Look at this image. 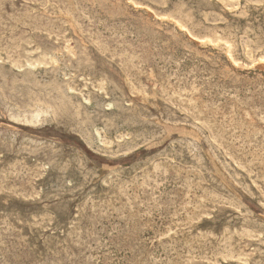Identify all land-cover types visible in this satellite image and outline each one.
I'll return each mask as SVG.
<instances>
[{
    "label": "rangeland",
    "instance_id": "obj_1",
    "mask_svg": "<svg viewBox=\"0 0 264 264\" xmlns=\"http://www.w3.org/2000/svg\"><path fill=\"white\" fill-rule=\"evenodd\" d=\"M42 1L44 3L40 0H2L0 3V23L2 24V26L0 24V57H2L0 58V253L2 252L0 264H24V262L25 264H48L50 262V264H114L115 261V264H264V177L260 176H264L260 171L264 170V66L257 62L259 56H264V0H237L233 3L226 0H183L185 3L181 0H178L179 2L177 0H135L136 2L134 0H130V2L129 0H97L96 2L95 0H74L75 2L73 0H58L59 3L56 0ZM48 2L49 4H47ZM112 2L113 4L121 3L122 6L120 4V6L113 5ZM145 4L146 7H144ZM178 4H184L186 7L180 5L182 8L180 10ZM66 5L73 7L71 9ZM123 5L126 10L122 8ZM32 9L34 10L32 11ZM153 9L155 10L153 11ZM160 9H163V13L159 12ZM192 9L194 10L192 11ZM76 10L79 13L83 12V14L80 13L79 16ZM178 10L180 14H177ZM215 10L220 11L219 14ZM198 12L200 14H197ZM171 13H175L173 15L175 16L173 17L174 20ZM71 15L72 17H70ZM82 15L86 16V19H90L92 16L97 25L92 18L88 21ZM169 15L171 20H169ZM21 17L22 20H19ZM69 17L72 18L71 21ZM135 17L136 19H134ZM142 20H144L143 23ZM152 21L155 23L153 24ZM180 21L182 22L180 23ZM21 22L24 23L21 24ZM211 23L214 24L211 25ZM239 39L240 41H238ZM16 41L18 42L16 43ZM198 41L201 42L198 43ZM100 42L103 44L101 45ZM156 47L159 48L156 50ZM143 48L145 49L143 50ZM111 49L113 50L111 51ZM10 50L14 52L12 53ZM121 51H125V53L121 54ZM160 54L166 56L162 57ZM167 54L173 55L168 57ZM174 54H176L177 59ZM201 54L204 55L201 56ZM206 57L212 60L210 61ZM10 58L12 59L10 60ZM189 60L190 62H188ZM38 63L41 64L37 66ZM28 64L33 65L28 66ZM200 66L202 67L200 68ZM189 67L192 69L189 70ZM169 68L170 70H168ZM186 73H189L188 77H186ZM160 76L162 80L159 78ZM224 77L227 79L225 78V80ZM245 78L247 81L250 78L252 82L249 80L247 83ZM254 78L256 80H253ZM236 80L239 83H236ZM249 84L250 86H248ZM144 99L145 101H143ZM198 105L203 109L200 110ZM256 106L258 107L256 108ZM10 108L12 109L10 110ZM37 109L47 110L50 120L48 121L49 118L45 117L44 121L39 124H31L24 120L25 114L30 116ZM160 110L162 113L158 112ZM245 110L248 111L245 112ZM136 114L138 115L136 116ZM249 114L252 115L249 116ZM116 115L117 117H115ZM241 117H243L242 123ZM19 120L21 122H18ZM125 121L127 122L125 123ZM254 121L256 123L253 124ZM23 122L26 124L24 125ZM245 124L247 128H245ZM119 126L120 128H118ZM245 131L247 132L245 133ZM254 131L258 132V135L252 133ZM120 134H129V137L124 138L125 143L119 138ZM9 138H12L11 141ZM22 139L23 141H21ZM28 142H32V144ZM255 151L257 153H254ZM241 154L242 156H240ZM251 155H255L253 157L256 158L254 159ZM172 167L177 168L178 172ZM20 170L21 172L24 171L20 173ZM211 172L213 173L211 174ZM10 183L13 184V187L10 186ZM165 184L167 187L170 184V188H167ZM203 192L210 194L209 197L208 194L205 196ZM154 193H157L158 196ZM197 204L199 205L197 206ZM192 210L194 211L192 212ZM190 213L192 214L191 217ZM181 218L183 219L181 220ZM56 222L58 223L56 224ZM174 225L176 226L174 227ZM150 227L153 229L151 230ZM115 229L117 230L115 231ZM165 229H167L166 232H163ZM100 233L101 235H99ZM185 233H187V237H185ZM227 234L228 236H226ZM237 236L239 237L237 238ZM156 238L158 239L156 240ZM177 238L178 240L182 239L179 242ZM103 242L105 243L103 244ZM218 242H220V246ZM211 244L216 245L211 246ZM92 247L93 249H91ZM108 249L111 250L108 251ZM151 249L156 250V252ZM46 250L47 253H45ZM217 250H219L218 253ZM33 251L34 253H32ZM205 254L210 256H205ZM173 256H177V258ZM141 258L143 259L142 263ZM97 259L99 260L96 262Z\"/></svg>",
    "mask_w": 264,
    "mask_h": 264
},
{
    "label": "bare ground",
    "instance_id": "obj_2",
    "mask_svg": "<svg viewBox=\"0 0 264 264\" xmlns=\"http://www.w3.org/2000/svg\"><path fill=\"white\" fill-rule=\"evenodd\" d=\"M1 1H2V0H0V3H1ZM56 1L58 2V0H56ZM69 1H70V0H69ZM69 1H67V2H69ZM73 1H74V0H73ZM85 1H86V0H85ZM93 1H94V0H93ZM96 1H97V0H95V2H96ZM106 1H107V0H106ZM134 1H135V0H134ZM168 1H170V0H168ZM181 1H183V0H181ZM185 1H186V0H185ZM200 1H201V0H200ZM216 1H217V0H216ZM226 1H228V2H230V3H233V2H236L237 0H226ZM25 2H26V1H25ZM27 2H28V1H27ZM31 2H32V1H31ZM40 2H43V1L40 0ZM46 2H47V1H46ZM62 2H63V1H62ZM62 2H61V3H62ZM74 2H75V1H74ZM117 2H118V1H117ZM129 2H130V0H129ZM135 2H136V1H135ZM135 2H134V3H135ZM140 2H141V1H140ZM177 2H179V1L177 0ZM183 2H184V1H183ZM195 2H197V1H195ZM38 3H39V2H38ZM43 3H44V2H43ZM58 3H59V2H58ZM58 3H57V4H58ZM90 3H91V2H90ZM132 3H133V2H132ZM141 3H142V2H141ZM141 3H140V4H141ZM144 3H145V2H144ZM172 3H173V2H172ZM184 3H185V2H184ZM190 3H192V2H190ZM190 3H189V4H190ZM222 3H223V2H222ZM237 3H238V2H237ZM31 4H32V3H31ZM47 4H49V2H48ZM47 4H46V5H47ZM51 4H52V3H51ZM51 4H50V5H51ZM62 4H63V3H62ZM75 4H77V3H75ZM79 4H80V3H79ZM82 4H83V3H82ZM93 4H96V3L93 2ZM93 4H92V6H93ZM100 4H101V3H100ZM103 4H104V3H103ZM112 4H113V2H112ZM119 4L121 5V3H119ZM119 4L117 3V4H113V5H119ZM137 4H138V3H137ZM167 4H168V3H167ZM238 4H239V3H238ZM243 4H244V3H243ZM69 5H70V4H69ZM72 5H73V4H72ZM83 5H84V4H83ZM88 5H90V4H88ZM120 5H119V6H120ZM131 5H132V4H131ZM171 5H172V4H171ZM176 5H177V4H176ZM178 5L180 6V5H184V4H178ZM190 5H191V4H190ZM197 5H198V4H197ZM253 5H254V4H253ZM43 6H44V5H43ZM64 6H65V4H64ZM64 6H62V7H64ZM76 6H77V5H76ZM84 6H86V5H84ZM96 6H97V8H98V5H96ZM106 6H107V4H106ZM121 6H122V5H121ZM132 6H133V5H132ZM148 6H149V5H148ZM163 6H164V4H163ZM47 7H48V6H47ZM51 7H52V6H51ZM66 7H68V6L66 5ZM72 7H73V6H72ZM72 7L69 6L68 8H71V9H72ZM113 7H114V6H113ZM126 7H127V6H126ZM141 7H142V6H141ZM141 7H140V8H141ZM144 7H146V4H145ZM166 7H167V5H166ZM169 7H170V6H169ZM184 7H186V6L184 5ZM201 7H202V6H201ZM203 7H204V6H203ZM249 7H250V6H249ZM251 7H253V6H251ZM255 7H256V6H255ZM2 8H3V7H2ZM36 8H37V7H36ZM39 8H40V7H39ZM122 8H124V5H123ZM127 8H128V7H127ZM133 8H135V7H133ZM148 8H149V7H148ZM174 8H175V7H174ZM187 8H189L188 5H187ZM195 8H196V7H195ZM195 8H194V9H195ZM253 8H254V7H253ZM253 8H251V9H253ZM10 9H11V8H10ZM43 9H44V8H43ZM59 9H60V8H59ZM59 9H58V11H59ZM84 9H85V8H84ZM109 9H110V8H109ZM124 9H125V8H124ZM141 9H142V8H141ZM149 9H151V8H149ZM178 9L181 10V9H182L181 6H180V8H178ZM190 9H191V8H190ZM194 9H192V11H193ZM207 9H208V8H207ZM211 9H212V8H211ZM214 9H215V8H214ZM257 9H258V8H257ZM23 10H24V9H23ZM33 10H34V9H32V11H33ZM61 10H62V9H61ZM63 10H64V8H63ZM74 10H75V9H74ZM74 10H73V12H74ZM78 10H80V9H78ZM78 10H76V12H77L78 15H79L81 12L79 13ZM87 10H88V9H87ZM125 10H126V9H125ZM154 10H155V9H153V11H154ZM162 10H163V9H162ZM162 10L160 9L159 12H160V11L162 12ZM188 10H189V9H188ZM239 10H240V9H239ZM247 10H248V9H247ZM249 10H250V9H249ZM255 10H256V9H255ZM262 10H263V9H262ZM24 11H25V10H24ZM53 11H54V10H53ZM56 11H57V10H56ZM64 11H65V10H64ZM68 11H70V10H68ZM80 11H81V10H80ZM83 11H84V10H83ZM96 11H97V10H96ZM107 11H108V10H107ZM190 11H191V10H190ZM194 11H196V9H195ZM199 11H200V10H199ZM215 11H217V10H215ZM244 11H245V10H244ZM244 11H243V12H244ZM251 11L253 12L254 10H251ZM21 12H22V11H21ZM27 12H28V11H27ZM61 12H62V11H61ZM71 12H72V11H71ZM73 12H72V14H73ZM76 12H75V13H76ZM145 12H146V10H145ZM149 12H150V11H149ZM155 12H156V11H155ZM168 12H170V11H168ZM174 12L176 13V11H174ZM187 12H188V11H187ZM202 12H203V11H202ZM207 12H209V11H207ZM217 12H218V11H217ZM219 12H220V11H219ZM219 12H218V14H219ZM230 12H231V11H230ZM245 12H246V11H245ZM252 12H251V13H252ZM258 12H259V11H258ZM5 13H6V12H5ZM32 13H33V12H32ZM54 13H55V12H54ZM54 13H53V14H54ZM59 13H60V11H59ZM75 13H74V14H75ZM84 13H86V12H84ZM90 13H91V12H90ZM124 13H125V12H124ZM147 13H148V12H147ZM162 13H163V12H162ZM175 13H174V14H175ZM209 13H210V12H209ZM215 13H216V12H215ZM260 13H261V12H260ZM16 14H17V13H16ZM23 14H25V13H23ZM29 14H30V13H29ZM81 14H83V12H82ZM86 14H87V13H86ZM92 14H93V13H92ZM154 14H155V13H154ZM168 14H169V13H168ZM171 14H172V18L175 17V16H173V15H174L173 13H171ZM177 14H180V13H179V10H178V13H177ZM181 14H183V13H181ZM197 14H200V12H198ZM212 14H213V13H212ZM256 14H257V13H256ZM55 15H56V13H55ZM67 15H68V14H67ZM93 15H94V14H93ZM127 15H129V14L127 13ZM139 15H140V14H139ZM148 15H149V14H148ZM162 15H163V14H162ZM166 15H167V13H166ZM250 15H251V14H250ZM250 15H249V16H250ZM254 15H255V14H254ZM7 16H8V15H7ZM10 16H11V14H10ZM19 16H20V15H19ZM26 16H27V15H26ZM26 16H25V17H26ZM65 16H66V15H65ZM79 16H80V15H79ZM79 16H78V17H79ZM82 16H83V15H82ZM87 16H88V15H87ZM96 16H97V15H96ZM110 16H112V15H110ZM140 16H141V15H140ZM177 16H179V15H177ZM180 16H181V15H180ZM196 16H197V15H196ZM200 16H201V15H200ZM214 16H215V15H214ZM219 16H220V15H219ZM221 16H222V14H221ZM221 16H220V17H221ZM246 16H247V13H246ZM249 16H248V17H249ZM252 16H253V15H252ZM263 16H264V15H263ZM13 17H14V16H13ZM33 17H34V16H33ZM40 17H41V16H40ZM70 17H72V15H71ZM70 17H69V18H70ZM98 17H99V15H98ZM102 17H103V16H102ZM105 17H106V16H105ZM130 17H132V16H130ZM158 17H159V16H158ZM161 17H162V16H161ZM169 17H170V15H169ZM181 17H183V16H181ZM205 17H206V16H205ZM253 17H254V16H253ZM17 18H18V17H17ZM23 18H24V16H23ZM30 18H32V17H30ZM30 18H29V19H30ZM41 18H42V17H41ZM43 18H44V17H43ZM67 18H68V17H67ZM80 18L82 19V17H80ZM83 18L86 19V16H85V17L83 16ZM91 18L93 19L92 16H91ZM91 18H90V19H91ZM96 18H97V17H96ZM107 18H108V17H107ZM107 18H106V19H107ZM137 18H138V17H137ZM142 18H143V17H142ZM142 18H141V19H142ZM163 18H164V15H163ZM165 18L167 19V17H165ZM172 18L170 17L169 20H171ZM191 18H192V17H191ZM195 18H196V17H195ZM250 18H251V17H250ZM254 18H255V17H254ZM257 18L259 19V17H257ZM26 19H27V18H26ZM34 19H35V18H34ZM34 19H33V20H34ZM46 19H47V18H46ZM52 19H53V18H52ZM58 19H59V18H58ZM71 19H72V18H70L69 20L71 21ZM90 19L87 18L86 20L89 21ZM101 19H102V18H101ZM104 19H105V18H104ZM104 19H103V20H104ZM118 19H119V18H118ZM130 19H131V18H130ZM134 19H136V17H135ZM155 19H157V18H155ZM181 19H183V18H181ZM203 19H204V18H203ZM206 19H207V18H206ZM233 19H234V18H233ZM258 19H257V20H258ZM19 20H22V17H21V19H19ZM19 20H18V24H19ZM35 20H36V19H35ZM40 20H41V19H40ZM54 20H55V19H54ZM94 20H95V18L93 19V22H94ZM148 20H149V19H148ZM173 20H174V18H173ZM173 20H172V21H173ZM185 20H186V18H185ZM200 20H202V18H200ZM204 20H205V19H204ZM216 20H217V19H216ZM225 20H226V19H225ZM259 20H260V19H259ZM263 20H264V19H263ZM12 21H13V20H12ZM15 21H16V20H15ZM36 21H38V19H37ZM47 21H49V20H47ZM73 21H74V20H73ZM99 21H100V20H99ZM104 21L106 22V20H104ZM104 21H103V23H104ZM146 21H147V20H146ZM160 21H161V20H160ZM162 21H163V19H162ZM164 21H165V20H164ZM188 21H189V20H188ZM232 21H233V20H232ZM243 21H244V20H243ZM243 21H242V22H243ZM246 21H247V20H246ZM246 21H245V22H246ZM253 21H254V20H253ZM1 22H2V21H1ZM4 22H6V21H4ZM8 22H9V21H8ZM49 22H50V21H49ZM100 22H101V21H100ZM122 22H123V21H122ZM133 22H134V21H133ZM143 22H144V20H142V23H143ZM152 22H153V21H152ZM174 22H175V21H174ZM176 22H177V19H176ZM176 22H175V23H176ZM181 22H182V21H180V23H181ZM202 22H203V21H202ZM206 22H207V21H206ZM206 22H205V24H207ZM263 22H264V21H263ZM22 23H24V22H21V24H22ZM31 23H32V22H31ZM37 23H38V22H37ZM51 23H52V20H51ZM65 23H66V21H65ZM71 23H72V22H71ZM94 23H95V22H94ZM103 23H102V24H103ZM111 23H112V22H111ZM113 23H114V22H113ZM148 23L152 25V23H150L149 21H148ZM154 23H155V22H153V24H154ZM166 23H167V22H166ZM188 23H189V22H188ZM220 23H221V22H220ZM258 23H259V21H258ZM0 24H1V23H0ZM34 24H35V23H34ZM34 24H32V25H34ZM40 24H42V23L40 22ZM40 24H39V27H40ZM49 24H50V23H49ZM52 24H53V23H52ZM60 24H61V23H60ZM72 24H73V23H72ZM98 24H100V23H98ZM177 24H178V22H177ZM183 24H184V23H183ZM208 24H209V23H208ZM212 24H214V23H211V25H212ZM232 24H233V23H232ZM260 24H261V23H260ZM260 24H259V25H260ZM28 25H29V24H28ZM32 25H31V26H32ZM69 25H70V24H69ZM84 25H85V24H84ZM86 25H87V24H86ZM95 25H97V23H95ZM110 25H111V24H110ZM120 25H121V24H120ZM120 25H119V26H120ZM132 25H133V24H132ZM158 25H159V24H158ZM1 26H2V24H1ZM1 26H0V27H1ZM3 26H4V25H3ZM11 26H12V25H11ZM15 26H16V25H15ZM17 26H18V25H17ZM25 26H26V25H25ZM35 26H36V25H35ZM42 26H43V25H42ZM44 26H45V24H44ZM50 26H52V25L50 24ZM101 26H102V25H101ZM111 26H112V25H111ZM127 26H128V25H127ZM127 26H126V27H127ZM147 26H148V25H147ZM152 26H153V25H152ZM178 26H179V25H178ZM200 26H201V24H200ZM203 26H205V25H203ZM208 26H209V25H208ZM216 26H217V25H216ZM218 26H219V25H218ZM231 26H232V25H231ZM233 26H235V25H233ZM261 26H262V25H261ZM12 27H13V26H12ZM46 27H47V24H46ZM99 27H100V26H99ZM112 27H113V26H112ZM112 27H111V28H112ZM122 27H123V26H122ZM155 27H156V26H155ZM155 27H154V28H155ZM176 27H177V26H176ZM182 27H183V26H182ZM182 27H181V28H182ZM189 27H190V26H189ZM205 27H206V26H205ZM210 27H212V26H210ZM240 27H241V26H240ZM8 28H9V27H8ZM24 28H25V27H24ZM47 28H48V27H47ZM51 28H52V27H51ZM56 28H57V27H56ZM69 28H70V27H69ZM129 28H130V27H129ZM132 28H134V26H132ZM152 28H153V27H152ZM158 28H159L160 30H162L160 27H158ZM162 28H163V27H162ZM178 28H179V27H178ZM181 28H180V29H181ZM208 28H209V27H208ZM244 28H245V27H244ZM260 28H261V27H260ZM12 29H14V28H12ZM49 29H50V28H49ZM91 29H92V28H91ZM106 29H107V27H106ZM123 29H124V28H123ZM127 29H128V27H127ZM130 29H131V28H130ZM170 29H171V28H170ZM180 29H179V30H180ZM183 29H184V28H183ZM187 29H188V28H187ZM191 29H192V28H191ZM211 29H212V28H211ZM222 29H223V28H222ZM240 29H241V28H240ZM9 30H10V29H9ZM36 30H37V29H36ZM55 30H56V29H55ZM82 30H83V28H82ZM88 30H90V29H88ZM96 30H97V29H96ZM113 30H114V28H113ZM116 30H117V29H116ZM116 30H115V31H116ZM124 30H125V29H124ZM142 30H143V29H142ZM188 30H189V29H188ZM38 31H39V30H38ZM52 31H53V30H52ZM105 31H106V30H105ZM122 31H123V30H122ZM125 31H126V30H125ZM125 31H124V32H125ZM134 31L136 32V30H134ZM151 31H152V29H151ZM192 31H193V30H192ZM212 31H213V30H212ZM238 31H239V30H238ZM246 31H247V30H246ZM254 31H255V30H254ZM3 32H4V31H3ZM47 32H48V31H47ZM47 32H46V33H47ZM50 32H51V31H50ZM81 32H82V31H81ZM95 32H96V31H95ZM97 32H98V30H97ZM129 32H130V31H129ZM143 32H144V31H143ZM146 32H147V31H146ZM156 32H157V30H156ZM156 32H155V33H156ZM172 32H173V31H172ZM175 32H176V31H175ZM197 32H198V31H197ZM202 32H203V31H202ZM216 32H217V31H216ZM220 32H221V31H220ZM263 32H264V31H263ZM6 33H7V32H6ZM8 33H9V32H8ZM112 33H113V31H112ZM118 33H121V32L118 31ZM133 33H134V32H133ZM133 33H131V34H133ZM168 33H169V32H168ZM170 33H171V31H170ZM239 33H241V32L239 31ZM250 33H251V32H250ZM109 34H110V33H109ZM113 34H114V33H113ZM116 34H117V33H116ZM121 34H122V33H121ZM121 34H120V36H121ZM126 34H127V33H126ZM140 34H141V33H140ZM142 34H144V33H142ZM166 34H167V33H166ZM175 34H176V33H175ZM186 34H188V33H186ZM216 34H217V33H216ZM216 34H215V35H216ZM236 34H237V33H236ZM258 34H259V33H258ZM261 34H262V33H261ZM89 35H90V34H89ZM104 35H105V34H104ZM123 35H125V34H123ZM134 35H135V34H134ZM137 35H138V33H137ZM159 35H160V34H159ZM195 35H196V34H195ZM199 35H200V34H199ZM199 35H197V36H199ZM207 35H208V33H207ZM215 35H214V36H215ZM218 35H219V34H218ZM242 35H243V34H242ZM255 35H257V34H255ZM2 36H4V35H2ZM98 36H99V35H98ZM117 36H118V35H117ZM144 36H146V35H144ZM160 36H161V35H160ZM202 36H203V35H202ZM208 36H209V35H208ZM0 37H1V36H0ZM93 37H94V36H93ZM104 37H105V36H104ZM106 37H107V36H106ZM112 37H114V35H112ZM121 37H122V36H121ZM131 37H132V36H131ZM135 37H136V36H135ZM137 37H138V36H137ZM147 37H148V36H147ZM155 37H156V36H155ZM170 37H171V36H170ZM199 37H200V36H199ZM204 37H206V36H204ZM238 37H239V35H238ZM248 37H249V36H248ZM253 37H254V36H253ZM263 37H264V36H263ZM129 38H130V37H129ZM177 38H178V36H177ZM190 38H191V37H190ZM201 38H202V37H201ZM213 38H214V37H213ZM213 38H212V39L210 38V39L213 40ZM0 39H1V38H0ZM9 39H11V38H9ZM9 39H7V41H8ZM130 39H131V38H130ZM130 39H129V40H130ZM134 39H135V38H134ZM146 39H147V38H146ZM162 39H163V38H162ZM203 39H204V38H203ZM91 40H92V39H91ZM96 40H97V39H96ZM124 40H125V39H124ZM164 40H165V38H164ZM193 40H194V39H193ZM253 40H254V39H253ZM263 40H264V39H263ZM0 41H1V40H0ZM9 41H10V40H9ZM12 41H13V40H12ZM116 41H117V40H116ZM116 41H115V42H116ZM149 41H150V40H149ZM165 41H166V40H165ZM238 41H240V39H239ZM4 42H5V41H4ZM4 42H3V43H4ZM14 42H15V41H14ZM14 42H12V43H14ZM17 42H18V41H16V43H17ZM138 42H139V41H138ZM154 42H155V41H154ZM156 42H157V41H156ZM162 42H163V41H162ZM200 42H201V41H200ZM200 42L198 41V43H200ZM203 42H204V41H203ZM208 42H210V41H208ZM20 43H21V41H20ZM55 43H56V42H55ZM100 43H101V42H100ZM100 43H99V44H100ZM158 43H161V42H158ZM164 43H165V42H164ZM164 43H163V44H164ZM166 43H167V41H166ZM166 43H165V44H166ZM253 43H255V42H253ZM253 43H252V44H253ZM6 44H7V43H6ZM99 44H98V45H99ZM102 44H103V42L101 43V45H102ZM109 44H110V43H109ZM125 44H126V43H125ZM141 44H142V43H141ZM152 44H153V43H152ZM161 44H162V43H161ZM168 44H169V43H168ZM178 44H180V43H178ZM201 44H202V43H201ZM104 45H106V44H104ZM122 45H124V44H122ZM126 45H127V44H126ZM180 45H181V44H180ZM207 45H208V44H207ZM209 45H210V44H209ZM236 45H237V44H236ZM64 46H65V45H64ZM95 46H96V45H95ZM134 46H135V45H134ZM156 46H157V44H156ZM182 46H183V45H182ZM188 46H189V45H188ZM214 46H215V44H214ZM261 46H262V45H261ZM13 47H14V45H13ZM13 47H12V48H13ZM16 47H17V45H16ZM101 47H102V46H101ZM104 47H105V46H104ZM104 47H103V48H104ZM121 47H122V46H121ZM128 47H129V45H128ZM132 47H133V46H132ZM140 47H141V46H140ZM152 47H153V46H152ZM189 47H190V46H189ZM205 47H206V46H205ZM71 48H72V47H71ZM103 48H101V49H103ZM122 48H123V47H122ZM124 48H125V47H124ZM158 48H159V47H158ZM158 48L156 47V50H157ZM245 48H246V47H245ZM17 49H18V48H17ZM99 49H100V48H99ZM104 49H105V48H104ZM107 49H108V48H107ZM144 49H145V48H143V50H144ZM161 49H162V47H161ZM161 49H160V50H161ZM164 49H165V48H164ZM193 49H194V48H193ZM224 49H225V48H224ZM94 50H95V49H94ZM108 50H110V49H108ZM108 50H107V51H108ZM112 50H113V49H111V51H112ZM124 50H125V49H124ZM143 50H142V51H143ZM153 50H154V49H153ZM168 50H169V49H168ZM168 50H167V51H168ZM171 50H172V48H171ZM195 50H196V49H195ZM229 50H230V49H229ZM247 50H248V49H247ZM247 50H246V52H247ZM10 51H12V53L14 52L13 50H10ZM69 51H70V50H69ZM104 51H105V50H104ZM178 51H179V50H178ZM184 51H186V50H184ZM198 51H199V50H198ZM224 51H225V50H224ZM241 51H242V50H241ZM6 52L8 53V51H6ZM15 52H16V51H15ZM70 52H71V51H70ZM123 52L125 53V51H123ZM123 52L121 51V54H122ZM135 52H136V51H135ZM152 52H153V51H152ZM163 52H164V51H163ZM172 52H173V51H172ZM192 52H193V51H192ZM199 52H200V51H199ZM202 52H203V51H202ZM246 52H245V53H246ZM249 52H250V51H249ZM3 53H4V52H3ZM68 53H69V52H68ZM116 53H117V52H116ZM127 53H128V52H127ZM161 53H162V52H161ZM184 53H185V52H184ZM197 53H198V52H197ZM197 53H195V54H197ZM200 53H201V52H200ZM200 53H198V54L200 55ZM222 53H223V52H222ZM222 53H221V54H222ZM225 53H226V51H225ZM225 53H223V54H225ZM250 53H251V52H250ZM27 54H29V53H27ZM60 54H62V53H60ZM119 54H120V53H119ZM129 54H130V52H129ZM135 54H136V53H135ZM139 54H140V53H139ZM143 54H146V53H143ZM148 54H149V53H148ZM162 54H163V53H162ZM185 54H186V53H185ZM228 54H229V52H228ZM236 54H237V53H236ZM238 54H239V52H238ZM137 55H138V53H137ZM141 55H142V52H141ZM160 55H161V54H160ZM160 55H159V56H160ZM163 55H164V54H163ZM163 55H161V56H162V57H165V56H166V55H165V56H163ZM167 55H168V54H167ZM171 55H173V54H171ZM171 55H168V57L171 56ZM175 55H176V54H174V57L176 58L177 56H175ZM202 55H204V54H201V56H202ZM205 55H206V54H205ZM131 56H132V55H131ZM147 56H148V55H147ZM152 56H153V55H152ZM178 56H179V55H178ZM180 56H181V55H180ZM185 56H186V55H185ZM206 56H207V55H206ZM215 56H216V55H215ZM257 56H258V55H257ZM9 57H10V56H9ZM12 57H13V56H12ZM114 57H116V56H114ZM119 57H120V56H119ZM133 57H134V56H133ZM136 57H137V56H136ZM140 57H141V56H140ZM172 57H173V56H172ZM183 57H184V56H183ZM190 57H191V56H190ZM193 57H194V56H193ZM213 57H214V56H213ZM249 57H250V56H249ZM0 58H2V57H0ZM42 58H43V57H42ZM44 58H45V56H44ZM112 58H113V57H112ZM131 58H132V57H131ZM138 58H139V57H138ZM157 58H158V57H157ZM207 58H208L210 61L212 60V59L209 58V57H206V59H207ZM227 58H228V57H227ZM7 59H8V58H7ZM11 59H12V58H10V60H11ZM16 59H17V58H16ZM34 59H35V58H34ZM127 59H128V58H127ZM167 59H168V58H167ZM171 59H172V58H171ZM173 59H174V58H173ZM176 59H177V58H176ZM176 59H175V60H176ZM184 59H185V57H184ZM184 59H183V60H184ZM196 59H197V57H196ZM198 59H199V58H198ZM204 59H205V58H204ZM204 59H203V60H204ZM234 59H235V57H234ZM19 60H20V59H19ZM129 60H130V58H129ZM129 60H127V61L129 62ZM132 60H133V59H132ZM138 60H139V59H138ZM141 60H142V59H141ZM161 60H162V59H161ZM179 60L181 61V59H179ZM179 60H178V61H179ZM183 60H182V62H183ZM190 60H191V59H190ZM190 60H189L188 62H190ZM199 60H200V59H199ZM231 60H232V59H231ZM15 61H16V60H15ZM17 61H18V60H17ZM17 61H16V62H17ZM125 61H126V60H125ZM157 61H158V60H157ZM172 61H173V60H172ZM172 61H171V63H172ZM184 61H186V60H184ZM192 61H193V60H192ZM194 61H195V60H194ZM194 61H193V62H194ZM218 61H219V60H218ZM229 61H230V59H229ZM49 62H50V61H49ZM131 62H132V61H131ZM131 62H130V63H131ZM141 62H142V61H141ZM155 62H156V61H155ZM173 62H174V61H173ZM176 62H177V61H176ZM196 62H197V60H196ZM219 62H220V61H219ZM237 62H238V61H237ZM257 62H258V64L264 66V56H263V55H262V56H259V57L257 58ZM13 63H14V62H13ZM55 63H56V62H55ZM174 63H175V62H174ZM180 63H181V62H180ZM183 63H185V62H183ZM183 63H182V64H183ZM198 63H200V62H198ZM202 63H203V62H202ZM216 63H217V62H216ZM220 63H221V62H220ZM220 63H219V64H220ZM230 63H234V62H230ZM244 63H245V62H244ZM3 64H4V63H3ZM40 64H41V63H38V64H36V65L39 66ZM125 64H128V63H125ZM177 64H178V63H177ZM177 64H175V65H177ZM189 64H190V63H189ZM192 64H193V63H192ZM219 64H217V65H219ZM19 65H20V64H19ZM32 65H33V64H28V66H32ZM123 65H124V64H123ZM130 65H131V64H130ZM132 65L134 66L135 64L133 63ZM136 65H137V64H136ZM143 65H144V64H143ZM166 65H167V64H166ZM168 65H169V64H168ZM173 65H174V64H173ZM173 65H172V66H173ZM196 65H197V64H196ZM217 65H215V66H217ZM251 65H252V64H251ZM256 65H257V63H256ZM140 66H141V63H140ZM162 66H163V65H162ZM177 66H178V65H177ZM193 66H195V65H193ZM198 66H199V64H198ZM235 66H236V65H235ZM240 66H241V65H240ZM9 67H10V66H9ZM160 67H161V65H160ZM175 67H176V66H175ZM183 67H184V65H183ZM190 67H191V66H190ZM190 67H189V70L192 69V68H190ZM201 67H202V66H200V68H201ZM12 68H13V67H12ZM25 68H26V67H25ZM34 68H35V66H34ZM136 68H137V67H136ZM149 68H150V67H149ZM170 68H171V67H170ZM170 68H169L168 70H170ZM200 68H199V70H200ZM240 68H242V66H241ZM29 69H30V67H29ZM132 69H133V67H132ZM137 69H138V68H137ZM137 69H136V70H137ZM140 69H141V68H140ZM155 69H156V68H155ZM155 69H154V70H155ZM165 69H167V68H165ZM174 69H176V68H174ZM174 69H173V70H174ZM177 69H178V68H177ZM221 69H222V68H221ZM249 69H250V68H249ZM66 70H67V68H66ZM118 70H119V69H118ZM133 70H134V69H133ZM152 70H153V69H152ZM154 70H153V71H154ZM173 70H172V71H173ZM180 70H181V69H180ZM193 70H194V67H193ZM193 70H192V71H193ZM211 70H212V69H211ZM213 70H214V69H213ZM20 71H21V70H20ZM153 71H152V72H153ZM155 71H156V70H155ZM163 71H164V70H163ZM166 71H167V70H166ZM182 71H183V68H182ZM192 71H191V72H192ZM221 71H222V70H221ZM224 71H225V70H224ZM224 71H223V72H224ZM228 71H229V70H228ZM149 72H151V71H149ZM149 72H147V73H149ZM189 72H190V71H189ZM229 72H230V71H229ZM62 73H63V72H62ZM62 73H61V74H62ZM139 73H141V72H139ZM160 73H161V72H160ZM169 73H172V72H169ZM204 73L207 74V72H204ZM209 73H210V72H209ZM221 73H222V72H221ZM226 73H228V72L226 71ZM232 73L234 74V72H232ZM154 74H155V73H154ZM161 74H162V73H161ZM172 74H173V73H172ZM177 74H179V73H177ZM186 74H187V73H186ZM188 74H189V73H188ZM188 74H187L186 77H188ZM191 74H192V73H190V75H191ZM229 74H230V73H229ZM229 74H228V75H229ZM259 74H260V73H259ZM128 75H129V74H128ZM144 75H146V74H144ZM155 75H156V74H155ZM166 75H169V74H166ZM183 75H184V74H183ZM192 75H193V74H192ZM217 75H218V74H217ZM220 75H221V74H220ZM224 75H225V74H224ZM242 75H243V74H242ZM256 75H257V74H256ZM213 76H214V75H213ZM222 76H223V75H222ZM235 76H237V75H235ZM118 77H119V76H118ZM166 77H167V76H166ZM172 77H173V76H172ZM176 77H177V76H176ZM186 77H185V78H186ZM192 77L194 78V76H192ZM200 77H201V76H200ZM207 77H208V76H207ZM211 77H212V76H211ZM228 77H229V76H228ZM232 77H233V76H232ZM247 77H248V76H247ZM258 77H259V76H258ZM65 78H66V77H65ZM159 78H161V76H160ZM190 78H191V76H190ZM213 78H214V77H213ZM225 78H226V77H224V79H225ZM229 78H230V77H229ZM263 78H264V77H263ZM36 79H37V78H36ZM59 79H60V78H59ZM125 79H126V78H125ZM154 79H155V81L157 80V79L155 78V76H154ZM163 79H164V77H163ZM177 79H178V78H177ZM203 79H204V78H203ZM226 79H227V78H226ZM226 79H225V80H226ZM239 79H240V78H239ZM245 79H246V78H245ZM256 79H257V77H256ZM256 79L254 78L253 80H256ZM116 80H117V79H116ZM129 80H130V79H129ZM146 80H147V79H146ZM161 80H162V78H161ZM170 80H171V79H170ZM180 80H181V79H180ZM192 80H193V79H192ZM196 80H197V78H196ZM216 80H217V79H216ZM232 80H233V79H232ZM240 80H241V79H240ZM243 80H244V79H243ZM249 80H250V78H249ZM249 80H248V81H249ZM257 80H259V78H258ZM16 81H17V80H16ZM59 81H60V80H59ZM61 81H62V80H61ZM135 81H136V80H135ZM147 81H148V80H147ZM194 81H195V80H194ZM194 81H193V82H194ZM213 81H214V80H213ZM234 81H235V79H234ZM246 81H247V79H246ZM248 81H247V83H248ZM250 81H251V80H250ZM117 82H118V81H116V83H117ZM126 82H127V81H126ZM133 82H134V81H133ZM161 82H163V81H161ZM175 82H176V81H175ZM190 82H191V81H190ZM206 82H207V81H206ZM210 82H211V81H210ZM219 82H220V79H219ZM251 82H252V81H251ZM259 82H260V81H259ZM261 82H262V80H261ZM263 82H264V81H263ZM131 83H132V82H131ZM131 83H130V84H131ZM151 83H152V82H151ZM153 83H154V82H153ZM157 83H159V82H157ZM170 83H171V82H170ZM178 83H179V82H178ZM178 83H177V84H178ZM236 83H239L238 80H236ZM236 83H235V85H236ZM245 83H246V82H245ZM247 83H246V85H247ZM253 83H254V82H253ZM40 84H42V83H40ZM117 84H118V83H117ZM159 84H160V83H159ZM194 84H195V83H194ZM211 84H212V83H211ZM231 84H232V83H231ZM153 85H154V84H153ZM165 85H166V84H165ZM182 85H183V84H182ZM232 85H234V84H232ZM242 85H243V84H242ZM254 85H256V84L254 83ZM254 85H253V86H254ZM45 86H46V85H45ZM177 86H178V85H177ZM200 86H201V85H200ZM202 86H203V85H202ZM248 86H250V84H249ZM263 86H264V85H263ZM1 87H2V86H1ZM50 87H51V86H50ZM57 87H58V86H57ZM164 87H165V86H164ZM180 87H182V86H180ZM217 87H218V86H217ZM223 87H224V86H223ZM240 87H241V86H240ZM243 87H245V86H243ZM257 87H258V86H257ZM62 88H63V87H62ZM160 88H161V87H160ZM160 88H159V89H160ZM167 88H168V87H167ZM169 88H170V87H169ZM178 88H179V87H178ZM197 88H198V86H197ZM226 88H227V87H226ZM232 88H233V87H232ZM245 88H246V87H245ZM249 88H250V87H249ZM254 88H255V87H254ZM254 88H253V89H254ZM262 88H263V87H262ZM262 88H261V89H262ZM64 89H65V88H64ZM67 89H68V87H67ZM71 89H73V88H71ZM130 89H131V88H130ZM176 89H177V88H176ZM182 89H183V88H182ZM236 89H238V88H236ZM255 89H256V88H255ZM31 90H32V89H31ZM168 90H169V89H168ZM180 90H181V89H180ZM225 90H226V89H225ZM228 90H229V89H228ZM243 90H244V89H243ZM248 90H249V89H248ZM22 91H23V90H22ZM119 91H122V90H119ZM142 91H143V90H142ZM163 91H164V90H163ZM166 91H167V90H166ZM193 91H194V90H193ZM239 91H240V90H239ZM249 91H250V90H249ZM252 91H254V90H252ZM260 91H261V90H260ZM33 92H34V91H33ZM69 92H70V91H69ZM69 92H68V93H69ZM78 92H79V91H78ZM138 92H139V91H138ZM161 92H162V91H161ZM167 92H168V91H167ZM169 92H170V91H169ZM177 92H178V91H177ZM54 93H55V92H54ZM98 93H99V92H98ZM134 93H136V92H134ZM152 93H153V92H152ZM175 93H176V91H175ZM179 93H180V92H179ZM208 93H209V92H208ZM208 93H207V94H208ZM218 93H219V92H218ZM223 93H224V92H223ZM232 93L234 94V92H232ZM245 93H246V92H245ZM153 94H154V93H153ZM183 94H184V93H183ZM205 94H206V93H205ZM227 94H228V93H227ZM242 94H243V93H242ZM255 94H256V93H255ZM129 95H130V94H129ZM170 95H171V94H170ZM175 95H176V94H175ZM179 95H180V94H179ZM181 95H182V94H181ZM185 95H187V94H185ZM185 95H184V96H185ZM221 95H222V94H221ZM239 95H240V94H239ZM17 96H19V95H17ZM62 96H63V95H62ZM69 96H70V95H69ZM133 96H134V95H133ZM138 96H139V95H138ZM141 96H142V95H141ZM148 96H149V95H148ZM154 96H155V95H154ZM154 96H153V97H154ZM172 96L174 97V95H172ZM184 96H183V97H184ZM64 97H65V96H64ZM112 97H113V96H112ZM123 97H124V96H123ZM143 97H144V96H143ZM145 97H146V96H145ZM149 97H150V96H149ZM175 97H176V96H175ZM189 97H190V96H189ZM196 97H197V96H196ZM229 97H230V96H229ZM237 97H239V96L237 95ZM240 97H241V96H240ZM254 97H255V96H254ZM258 97H259V96H258ZM151 98H152V97H151ZM156 98H157V96H156ZM185 98H186V97H185ZM235 98H236V97H235ZM248 98H249V97H248ZM152 99H153V98H152ZM195 99H196V98H195ZM197 99H199V98H197ZM243 99H244V98H243ZM68 100H70V99H68ZM82 100H83V99H82ZM176 100H177V99H176ZM221 100H222V99H221ZM221 100H220V101H221ZM227 100H228V99H227ZM233 100H234V99H233ZM53 101H54V100H53ZM75 101H76V100H75ZM99 101H101V100H99ZM143 101H145V99H144ZM158 101H159V98H158ZM173 101H174V100H173ZM194 101H195V100H194ZM204 101H205V100H204ZM222 101H223V100H222ZM5 102H6V101H5ZM5 102H4V103H5ZM24 102H25V101H24ZM56 102H57V101H56ZM95 102H96V101H95ZM102 102H103V101H102ZM149 102H150V101H149ZM223 102H224V101H223ZM236 102H237V101H236ZM263 102H264V101H263ZM73 103H74V102H73ZM97 103H98V99H97ZM99 103H100V102H99ZM129 103H130V102H129ZM146 103H147V102H146ZM178 103H179V102H178ZM184 103H185V101H184ZM187 103H188V101H187ZM189 103H190V102H189ZM198 103H199V102H198ZM204 103H205V102H204ZM213 103H214V102H213ZM55 104H56V103H55ZM63 104H64V103H63ZM68 104H69V103H68ZM85 104H86V103H85ZM100 104H101V103H100ZM132 104H133V103H132ZM152 104H153V103H152ZM182 104H183V103H182ZM195 104H196V102H195ZM195 104H194V105H195ZM238 104H239V103H238ZM125 105H126V104H125ZM133 105H134V104H133ZM155 105H157V104H155ZM189 105H190V104H189ZM189 105H188V106H189ZM222 105H223V104H222ZM224 105H225V104H224ZM259 105H261V104H259ZM17 106H18V105H17ZM36 106H37V105H36ZM55 106H56V105H55ZM101 106H102V105H101ZM126 106H127V105H126ZM135 106H136V105H135ZM135 106H134V107H135ZM152 106H154V105H152ZM188 106H187V107H188ZM198 106H200V105H198ZM227 106H228V105H227ZM4 107H5V106H4ZM10 107H11V106H10ZM107 107H108V105H107ZM114 107H115V106H114ZM129 107H131V106H129ZM136 107H137V106H136ZM136 107H135V108H136ZM192 107H193V106H192ZM235 107H236V106H235ZM238 107H239V106H238ZM244 107H245V106H244ZM257 107H258V106H256V108H257ZM77 108H78V107H77ZM131 108H132V107H131ZM135 108H134V109H135ZM139 108H140V107H139ZM141 108L143 109L142 106H141ZM190 108H191V106H190ZM197 108H198V107H197ZM3 109H4V108H3ZM8 109H9V108H8ZM11 109H12V108H10V110H11ZM13 109H14V108H13ZM107 109H108V108H107ZM137 109H138V108H137ZM137 109H136V110H137ZM144 109H145V108H144ZM198 109H199V108H198ZM202 109H203V108H202ZM202 109H201V106H200V110H202ZM101 110H102V109H101ZM131 110H132V109H131ZM156 110H157V109H156ZM189 110H190V109H189ZM192 110H193V109H192ZM234 110H236V109H234ZM242 110L244 111V109H242ZM256 110H257V109H256ZM29 111H30V110H29ZM139 111H140V110H139ZM232 111H233V110H232ZM239 111H240V110H239ZM247 111H248V110H247ZM247 111L245 110V112H247ZM15 112H16V111H15ZM17 112H18V111H17ZM89 112H90V111H89ZM92 112H93V111H92ZM142 112H143V111H142ZM158 112L162 113L161 110L158 111ZM200 112H201V111H200ZM18 113H19V112H18ZM23 113H24V112H23ZM61 113H62V112H61ZM98 113H99V112H98ZM104 113H105V112H104ZM108 113H109V112H108ZM132 113H133V112H132ZM138 113H139V112H138ZM181 113H182V112H181ZM198 113H199V112H198ZM241 113H242V112H241ZM7 114H9V113H7ZM24 114H25V113H24ZM91 114H92V113H91ZM101 114H102V113H101ZM133 114H134V113H133ZM133 114H132V115H133ZM192 114H193V113H192ZM195 114L197 115V113H195ZM48 115H49V112H47V110L45 111V110H38V109H37V110L34 111L32 114H30V116H29V115L26 116V114H25V115L23 116V118H24L25 121H27V122H29V123H31V124H39L40 122L44 121L45 117H48ZM128 115H129V114H128ZM132 115H131V116H132ZM137 115H138V114H136V116H137ZM179 115H180V113H179ZM236 115H237V114H236ZM239 115H240V114H239ZM251 115H252V114H251ZM251 115L249 114V116H251ZM18 116H19V115H18ZM110 116H111V115H110ZM120 116H121V115H120ZM131 116H130V117H131ZM134 116H135V115H134ZM186 116H187V115H186ZM209 116H210V115H209ZM240 116H241V115H240ZM240 116H239V117H240ZM242 116H243V115H242ZM261 116H262V115H261ZM261 116H260V117H261ZM3 117H4V116H3ZM9 117H10V116H9ZM15 117H17V116L15 115ZM115 117H117V115H116ZM125 117H126V116H125ZM128 117H129V116H128ZM132 117H133V116H132ZM198 117H199V116H198ZM214 117H215V115H214ZM244 117H245V115H244ZM4 118H5V117H4ZM17 118H18V117H17ZM48 118H49V119H48V121H49V120H50V116H49ZM102 118H103V117H102ZM121 118H122V117H121ZM134 118H135V117H134ZM215 118H216V117H215ZM242 118H243V117H241V119H240V120H241V123H242ZM246 118H247V117H246ZM7 119H8V118H7ZM14 119H15V118H14ZM105 119H106V117H105ZM123 119H124V118H123ZM123 119H122V120H123ZM130 119H131V118H130ZM229 119H230V118H229ZM247 119H248V118H247ZM9 120L11 121L12 119H9ZM22 120H23V119H22ZM91 120H92V118H91ZM100 120H101V119H100ZM163 120H164V119H163ZM209 120H211V119H209ZM251 120H252V119H251ZM253 120H254V119H253ZM258 120H260V119H258ZM12 121H13V120H12ZM15 121H16V119H15ZM46 121H47V120H46ZM113 121H114V120H113ZM123 121H124V120H123ZM127 121H128V120H127ZM127 121H125V123H126ZM212 121H213V120H212ZM212 121H211V122H212ZM243 121H244V120H243ZM245 121H246V123H247V120H245ZM18 122H21V120H19ZM134 122H135V121H134ZM219 122H220V121H219ZM219 122H218V123H219ZM249 122H250V121H249ZM261 122H263V121H261ZM14 123H15V122H14ZM23 123H24V125L26 124V122H23ZM47 123H48V122H47ZM129 123H130V122H129ZM129 123H128V124H129ZM237 123H238V122H237ZM254 123H256V122L254 121L253 124H254ZM0 124H1V123H0ZM20 124H21V123H20ZM44 124H45V123H44ZM104 124H105V123H104ZM116 124H118V123H116ZM120 124H121V123H120ZM213 124H214V123H213ZM231 124H232V123H231ZM231 124H230V126H231ZM239 124H240V122H239ZM3 125H4V124H3ZM5 125H6V124H5ZM29 125H30V124H29ZM122 125H123V124H122ZM125 125H126V124H125ZM206 125H207V123H206ZM241 125H243V124H241ZM251 125H252V124H251ZM6 126H7V125H6ZM67 126H68V125H67ZM128 126H129V125H128ZM221 126H222V125H221ZM226 126H228V125H226ZM226 126H224V127H226ZM235 126H236V125H235ZM245 126H246V124H245ZM34 127H35V126H34ZM55 127H56V126H55ZM62 127H63V125H62ZM110 127H111V126H110ZM125 127H126V126H125ZM134 127H135V126H134ZM239 127H240V126H239ZM242 127H243V126H242ZM242 127H241V128H242ZM250 127H251V126H250ZM262 127H263V126H262ZM107 128H108V127H107ZM118 128H120V126H119ZM129 128H130V127H129ZM139 128H140V127H139ZM160 128H161V127H160ZM245 128H247V126H246ZM256 128H257V127H256ZM256 128H255V130H257ZM89 129H90V128H89ZM109 129H110V128H109ZM147 129H148V128H147ZM213 129H214V128H213ZM218 129H219V128H218ZM221 129H222V128H221ZM250 129H251V128H250ZM3 130H4V129H3ZM58 130H59V129H58ZM68 130H69V129H68ZM68 130H67V131H68ZM91 130H92V129H91ZM118 130H119V129H118ZM123 130H125V129H123ZM135 130H138V129H135ZM144 130H145V129H144ZM219 130H220V129H219ZM236 130H237V129H236ZM251 130H252V129H251ZM4 131H5V130H4ZM20 131H21V130H20ZM60 131H61V130H60ZM63 131H64V130H63ZM65 131H66V130H65ZM93 131H94V130H93ZM109 131H110V130H109ZM149 131H150V130H149ZM228 131H229V130H228ZM0 132H1V131H0ZM9 132H11V131H9ZM21 132H22V131H21ZM103 132H104V131H103ZM110 132H112V131H110ZM119 132H120V131H119ZM218 132H219V131H218ZM233 132H234V131H233ZM237 132H238V130H237ZM243 132H244V131H243ZM246 132H247V131H245V133H246ZM259 132H261V131H259ZM14 133H15V132H14ZM66 133H68V132H66ZM108 133H109V132H108ZM127 133H128V132H127ZM143 133H144V132H143ZM212 133H213V132H212ZM249 133L251 134V132H249ZM252 133L255 134L256 132L254 131V132H252ZM257 133H258V132H257ZM257 133H256V134H257ZM16 134H17V133H16ZM26 134H27V133H26ZM68 134H69V133H68ZM117 134H118V133H117ZM161 134H162V133H161ZM207 134H208V133H207ZM207 134H206V135H207ZM241 134H242V133H241ZM88 135H89V134H88ZM228 135H229V134H228ZM230 135H231V133H230ZM238 135H239V134H238ZM247 135H248V134H247ZM257 135H258V134H257ZM13 136H14V135H13ZM86 136H87V135H86ZM112 136H113V135H112ZM149 136H150V135H149ZM217 136H218V135H217ZM217 136H216V138H217ZM235 136H236V135H235ZM253 136H254V135H253ZM253 136H252V137H253ZM35 137H36V136H35ZM125 137H129V134H120V136H119V138L122 139V142L125 141V140H124ZM208 137H209V136H208ZM231 137H232V136H231ZM245 137H246V136H245ZM13 138H15V137H13ZM149 138H150V137H149ZM188 138H189V137H188ZM218 138H219V137H218ZM229 138H230V137H229ZM9 139H10V138H9ZM11 139H12V138H11ZM11 139H10V141H11ZM29 139H30V138H29ZM128 139L130 140V138H128ZM145 139H146V138H145ZM153 139H154V138H153ZM231 139H232V138H231ZM236 139H237V137H236ZM244 139H245V138H244ZM14 140H15V139H14ZM24 140H25V139H24ZM26 140H28V139H26ZM90 140H91V139H90ZM149 140H150V139H149ZM151 140H152V139H151ZM184 140H185V139H184ZM226 140H227V139H226ZM233 140H234V139H233ZM262 140H263V139H262ZM262 140H261V141H262ZM4 141H5V140H4ZM21 141H23V139H22ZM42 141H43V140H42ZM44 141H45V140H44ZM93 141H94V140H93ZM107 141H108V140H107ZM134 141H135V139H134ZM142 141H143V140H142ZM249 141H250V140H249ZM24 142H25V141H24ZM40 142H41V141H40ZM46 142H47V141H46ZM115 142H116V141H115ZM118 142H119V141H118ZM233 142H234V141H233ZM233 142H232V143H233ZM28 143H30V142H28ZM47 143H49V142H47ZM51 143H52V142H51ZM51 143H50V144H51ZM53 143H54V142H53ZM102 143H103V142H102ZM124 143H125V142H124ZM168 143H169V142H168ZM195 143H196V142H195ZM227 143H228V142H227ZM263 143H264V142H263ZM30 144H32V142H31ZM42 144H43V143H42ZM130 144H131V143H130ZM184 144H185V143H184ZM187 144H189V143H187ZM38 145H40V143H38ZM140 145H141V144H140ZM180 145H181V144H180ZM189 145H190V144H189ZM192 145H193V143H192ZM56 146H57V145H56ZM190 146H191V145H190ZM221 146H222V145H221ZM31 147H32V146H31ZM70 147H71V146H70ZM182 147H183V145H182ZM194 147H195V146H194ZM217 147H218V146H217ZM236 147H237V146H236ZM169 148H170V147H169ZM169 148H167V149H169ZM190 148H191V147H190ZM192 148H193V147H192ZM246 148H248V147L246 146ZM17 149H18V148H17ZM74 149H75V148H74ZM195 149H196V148H195ZM195 149H194V150H195ZM219 149H220V148H219ZM236 149H237V148H236ZM261 149H262V148H261ZM70 150H71V149H70ZM75 150H76V149H75ZM75 150H74V151H75ZM230 150H231V149H230ZM233 150H234V149H233ZM259 150H260V149H259ZM159 152H160V151H159ZM251 152H252V151H251ZM157 153H158V152H157ZM237 153H239V152H237ZM247 153H248V152H247ZM254 153H257V152L255 151ZM153 154H154V153H153ZM172 154H173V153H172ZM223 154H224V153H223ZM250 154H251V153H250ZM259 154H260V152H259ZM188 155H189V154H188ZM216 155H217V154H216ZM234 155H235V154H234ZM262 155H263V154H262ZM262 155H261V156H262ZM81 156H82V155H81ZM184 156H185V155H184ZM197 156H198V155H197ZM240 156H242V154H241ZM247 156H248V155H247ZM247 156H246V157H247ZM251 156H252V155H251ZM253 156H255V155H253ZM253 156H252V157H253ZM261 156H259V157H261ZM83 157H85V156H83ZM198 157H199V156H198ZM234 157H235V156H234ZM246 157H244V158H246ZM252 157H251V159H252ZM262 157H263V156H262ZM80 158H81V157H80ZM120 158H121V157H120ZM201 158H202V157H201ZM201 158H200V160H201ZM253 158L255 159L256 157H253ZM263 158H264V157H263ZM76 159H77V158H76ZM146 159H147V158H146ZM184 159H185V158H184ZM257 159H258V156H257ZM257 159H256V160H257ZM60 160H61V159H60ZM86 160H87V159H86ZM173 160H174V159H173ZM189 160H190V158H189ZM189 160H188V161H189ZM263 160H264V159H263ZM32 161H33V160H32ZM71 161H72V160H71ZM204 161H205V160H204ZM221 161H223V160H221ZM224 161H225V160H224ZM228 161H229V160H228ZM240 161H241V160H240ZM261 161H262V159H261ZM261 161H259V162H261ZM22 162H23V161H22ZM78 162H79V161H78ZM87 162H89V161H87ZM87 162H85V163H87ZM148 162H149V161H148ZM176 162H177V161H176ZM202 162H203V161H202ZM206 162H207V161H206ZM244 162H245V161H244ZM37 163H38V162H37ZM74 163H75V162H74ZM246 163H247V162H246ZM256 163H257V161H256ZM262 163H263V162H262ZM262 163H261V164H262ZM13 164H14V163H13ZM172 164H173V163H172ZM192 164H193V163H192ZM9 165H10V164H9ZM9 165H8V166H9ZM20 165H21V163H20ZM24 165H25V164H24ZM77 165H78V164H77ZM86 165H87V164H86ZM173 165H174V164H173ZM233 165H234V164H233ZM244 165H245V164H244ZM254 165H255V164H254ZM263 165H264V164H263ZM263 165H262V166H263ZM166 166H167V165H166ZM206 166H208V165H206ZM257 166H259V165H257ZM44 167H45V166H44ZM75 167H76V166H75ZM77 167H78V166H77ZM77 167H76V168H77ZM163 167H165L164 164H163ZM220 167H221V165H220ZM247 167H248V166H247ZM263 167H264V166H263ZM24 168H25V167H24ZM24 168H23V169H24ZM45 168H46V167H45ZM95 168H96V167H95ZM146 168H147V167H146ZM154 168H155V167H154ZM167 168L170 169L169 167H167ZM172 168H174V167H172ZM209 168H210V167H209ZM242 168H243V167H242ZM250 168H251V167H250ZM250 168H249V169H250ZM259 168H261V167H259ZM9 169H10V168H9ZM160 169H161V168H160ZM174 169L176 170L177 168H174ZM222 169H223V168H222ZM12 170H15V169H12ZM27 170H28V169H27ZM72 170H73V169H72ZM89 170H91V169H89ZM98 170H99V169H98ZM122 170H123V169H122ZM177 170H178V169H177ZM177 170H176V171H177ZM7 171H8V170H7ZM23 171H24V170H23ZM23 171H22V172H23ZM133 171H134V170H133ZM154 171H155V170H154ZM239 171H241V170H239ZM257 171H259V170H257ZM260 171L264 174V172H263L264 170H263V169L260 170ZM22 172H21V170H20V173H22ZM82 172H83V171H82ZM158 172H159V171H158ZM165 172H166V171H165ZM171 172H172V171H171ZM177 172H178V171H177ZM181 172H183V171H181ZM261 172H260V173H261ZM5 173H6V172H5ZM13 173H15V171H13ZM25 173H26V172H25ZM73 173H74V172H73ZM73 173H72V174H73ZM94 173H95V172H94ZM179 173H180V172H179ZM185 173H186V172H185ZM189 173H190V172H189ZM212 173H213V172H211V174H212ZM239 173H241V172H239ZM1 174H2V173H1ZM32 174H33V173H32ZM67 174H69V173H67ZM77 174H78V173H77ZM107 174H108V173H107ZM107 174H106V175H107ZM149 174H150V172H149ZM163 174H164V173H163ZM175 174H176V173H175ZM225 174H227V173H225ZM244 174H245V173H244ZM7 175H8V174H7ZM12 175H13V174H12ZM16 175H17V174H16ZM88 175H89V174H88ZM155 175H156V173H155ZM189 175H190V174H189ZM5 176H6V175H5ZM74 176H76V175H74ZM157 176H158V175H157ZM161 176H162V175H161ZM177 176H179V175H177ZM184 176H185V175H184ZM186 176H187V175H186ZM192 176H194V175H192ZM260 176H261V177H264V176H262V175H260ZM21 177H22V176H21ZM29 177H30V175H29ZM164 177H165V176H164ZM228 177H229V176H228ZM247 177H248V176H247ZM0 178H1V177H0ZM24 178H25V177H24ZM32 178H33V175H32ZM76 178H78V177H76ZM152 178H153V177H152ZM191 178H192V177H191ZM30 179H31V178H30ZM69 179H70V178H69ZM155 179H156V177H155ZM158 179H159V177H158ZM168 179H169V178H168ZM198 179H199V178H198ZM236 179H237V178H236ZM257 179H258V178H257ZM7 180H8V179H7ZM18 180H20V179H18ZM74 180H75V179H74ZM82 180H83V179H82ZM89 180H90V179H89ZM249 180H250V179H249ZM249 180H248V181H249ZM260 180H261V179H260ZM260 180H259V181H260ZM12 181H13V180H12ZM70 181H72V180H70ZM75 181H76V180H75ZM79 181H80V180H79ZM159 181H160V180H159ZM162 181H163V180H162ZM164 181H165V180H164ZM166 181H167V180H166ZM166 181H165V182H166ZM181 181H182V180H181ZM227 181H228V180H227ZM1 182H2V181H1ZM62 182H63V181H62ZM153 182H154V181H153ZM157 182H158V181H157ZM167 182H169V181H167ZM189 182H190V181H189ZM232 182H233V181H232ZM250 182H251V181H250ZM262 182H263V181H262ZM8 183H9V182H8ZM12 183H13V182H12ZM122 183H123V182H122ZM162 183H163V182H162ZM170 183L173 185L172 182H170ZM233 183H234V182H233ZM15 184H16V182H15ZM18 184H19V183H18ZM49 184H50V183H49ZM53 184H55V183H53ZM53 184H52V185H53ZM113 184H114V183H113ZM158 184H159V183H158ZM166 184H167V183H166ZM166 184H165V185H166ZM177 184H178V183H177ZM229 184H230V183H229ZM251 184H252V183H251ZM12 185H13V184H12ZM12 185H11V183H10V186H12ZM16 185H17V184H16ZM106 185H107V184H106ZM127 185H128V184H127ZM152 185H153V183H152ZM159 185H160V184H159ZM169 185H170V184H168V187H169ZM175 185H176V184H175ZM195 185H196V183H195ZM206 185H207V184H206ZM235 185H236V184H235ZM2 186H3V185H2ZM10 186H9V187H10ZM28 186H29V185H28ZM60 186H61V185H60ZM75 186H76V185H75ZM129 186H130V185H129ZM163 186H164V185H163ZM170 186H171V185H170ZM178 186H179V185H178ZM178 186H177V187H178ZM198 186H199V185H198ZM258 186H259V185H258ZM12 187H13V186H12ZM49 187H50V186H49ZM125 187H126V185H125ZM166 187H167V185H166ZM168 187H167V188H168ZM185 187H186V186H185ZM253 187H254V186H253ZM22 188H23V187H22ZM40 188H41V187H40ZM54 188H55V187H54ZM96 188H97V187H96ZM115 188H116V187H115ZM123 188H124V187H123ZM128 188H129V187H128ZM140 188H141V187H140ZM169 188H170V187H169ZM193 188H194V187H193ZM210 188H211V187H210ZM233 188H234V187H233ZM3 189H4V188H3ZM15 189H16V188H15ZM44 189H45V188H44ZM44 189H43V190H44ZM49 189H50V188H49ZM66 189H67V188H66ZM68 189H69V188H68ZM71 189H72V188H71ZM93 189H94V188H93ZM109 189H111V188H109ZM171 189H172V188H171ZM177 189H178V188H177ZM182 189H183V188H182ZM196 189H197V187H196ZM200 189H202V188L200 187ZM226 189H227V188H226ZM234 189H235V188H234ZM60 190H61V189H60ZM64 190H65V189H64ZM73 190H74V189H73ZM120 190H121V189H120ZM165 190H166V189H165ZM165 190H164V191H165ZM169 190H170V189H169ZM241 190H242V189H241ZM255 190H256V189H255ZM22 191H23V190H22ZM44 191H45V190H44ZM47 191H48V190H47ZM47 191H46V192H47ZM96 191H97V190H96ZM164 191H163V193H164ZM178 191H179V190H178ZM178 191H177V192H178ZM189 191H190V190H189ZM191 191H192V190H191ZM199 191H200V190H199ZM199 191H198V194H199ZM203 191H204V190H203ZM25 192H27V191H25ZM29 192H30V191H29ZM166 192H168V191H166ZM172 192H173V191H172ZM228 192H229V191H228ZM242 192H243V191H242ZM118 193H119V192H118ZM118 193H117V194H118ZM151 193H152V192H151ZM160 193H161V192H160ZM182 193H183V192H182ZM225 193H226V192H225ZM21 194H22V193H21ZM28 194H29V193H28ZM30 194H31V193H30ZM65 194H66V193H65ZM88 194H89V193H88ZM121 194H122V193H121ZM135 194H136V193H135ZM140 194H141V193H140ZM154 194H155V193H154ZM156 194H157V193H156ZM156 194H155V195H156ZM187 194H188V193H187ZM200 194H201V193H200ZM203 194H204V192H203ZM203 194H202V195H203ZM206 194H208V193L205 192L204 195L206 196ZM226 194H228V193H226ZM263 194H264V193H263ZM49 195H50V194H49ZM96 195H97V194H96ZM101 195H102V194H101ZM106 195H107V194H106ZM114 195H116V194H114ZM129 195H130V194H129ZM170 195H171V194H170ZM172 195L174 196V194H172ZM185 195H186V193H185ZM195 195H197V194H195ZM209 195H210V194H208L207 196L209 197ZM37 196H38V195H37ZM156 196H158V195H156ZM156 196H155V197H156ZM181 196H182V195H181ZM186 196H187V195H186ZM193 196H194V195H193ZM199 196H200V195H199ZM232 196H233V194H232ZM118 197H119V196H118ZM196 197H197V196H196ZM196 197H195V198H196ZM200 197H202V196H200ZM200 197H199V199H200ZM210 197H211V196H210ZM243 197H244V196H243ZM29 198H30V197H29ZM169 198H170V197H169ZM180 198H181V197H180ZM183 198H184V196H183ZM204 198H205V197H204ZM151 199H152V198H151ZM176 199H177V198H176ZM193 199H194V198H193ZM196 199H197V198H196ZM202 199H203V198H202ZM210 199H211V198H210ZM224 199H225V198H224ZM224 199H223V200H224ZM250 199H252V198H250ZM126 200H127V199H126ZM160 200H161V199H160ZM5 201H6V200H5ZM116 201H117V200H116ZM119 201H120V200H119ZM162 201H163V200H162ZM203 201L205 202V200H203ZM217 201H218V200H217ZM247 201H248V200H247ZM247 201H246V202H247ZM1 202H2V201H1ZM3 202H4V201H3ZM106 202H107V201H106ZM121 202H122V201H121ZM178 202H179V201H178ZM187 202H188V201H187ZM200 202H201V201H200ZM208 202H209V201H208ZM4 203H5V202H4ZM91 203H92V202H91ZM112 203H113V202H112ZM112 203H111V204H112ZM118 203H119V202H118ZM221 203H222V202H221ZM176 204H177V203H176ZM249 204H252V203L249 202ZM257 204H258V203H257ZM259 204H260V203H259ZM11 205H12V204H11ZM94 205H95V204H94ZM96 205H97V204H96ZM98 205H99V204H98ZM182 205H183V204H182ZM198 205H199V204H197V206H198ZM221 205H222V204H221ZM88 206L90 207V205H88ZM108 206H109V203H108ZM110 206H111V205H110ZM177 206H178V205H177ZM187 206H188V205H187ZM191 206H192V205H191ZM195 206H196V205H195ZM243 206H244V205H243ZM253 206H254V205H253ZM93 207H94V206H93ZM98 207H99V206H98ZM117 207H118V206H117ZM126 207H127V206H126ZM158 207H159V206H158ZM182 207H183V206H182ZM193 207H194V206H193ZM193 207H192V208H193ZM84 208H85V207H84ZM105 208H106V207H105ZM107 208H108V207H107ZM109 208H110V207H109ZM113 208H114V207H113ZM140 208H141V205H140ZM174 208H175V207H174ZM187 208H188V207H187ZM192 208H191V209H192ZM248 208H249V207H248ZM257 208H258V207H257ZM183 209H184V207H183ZM194 209H195V208H194ZM80 210H81V209H80ZM91 210H92V209H91ZM143 210H144V209H143ZM159 210H160V209H159ZM185 210H186V208H185ZM189 210H190V208H189ZM120 211H121V210H120ZM193 211H194V210H192V212H193ZM198 211H199V210H198ZM240 211H241V210H240ZM38 212H40V211H38ZM78 212H79V211H78ZM86 212H87V211H86ZM192 212H191V213H192ZM244 212H245V211H244ZM109 213H110V212H109ZM191 213H190V214H191ZM200 213H201V212H200ZM127 214H128V213H127ZM129 214H131V213H129ZM134 214H135V213H134ZM192 214H193V213H192ZM192 214L190 215V217L192 216ZM87 215H88V214H87ZM132 215H133V214H132ZM180 215H181V214H180ZM184 215H185V214H184ZM195 215H196V213H195ZM124 216H125V215H124ZM138 216H139V215H138ZM74 217H75V216H74ZM112 217H113V216H112ZM127 217H128V216H127ZM132 217H133V216H132ZM186 217H187V216H186ZM14 218H15V217H14ZM133 218H134V217H133ZM155 218H156V217H155ZM183 218H184V217H183ZM183 218H181V220H182ZM198 218H199V217H198ZM228 218H229V217H228ZM135 219H136V218H135ZM141 219H142V218H141ZM191 219H193V218H191ZM2 220H3V219H2ZM91 220H92V219H91ZM137 220H138V219H137ZM146 220H147V219H146ZM165 220H166V218H165ZM165 220H164V221H165ZM184 220H185V219H184ZM7 221H9V220H7ZM15 221H16V220H15ZM103 221H104V220H103ZM134 221H135V220H134ZM139 221H140V219H139ZM147 221H148V220H147ZM151 221H152V220H151ZM179 221H180V220H179ZM179 221H178V222H179ZM187 221H188V220H187ZM213 221H214V220H213ZM226 221H227V220H226ZM228 221H229V220H228ZM231 221H232V220H231ZM235 221H236V220H235ZM101 222H102V221H101ZM115 222H116V221H115ZM160 222H161V221H160ZM181 222H182V221H181ZM41 223H42V222H41ZM57 223H58V222H56V224H57ZM75 223H76V222H75ZM104 223H105V221H104ZM112 223H113V222H112ZM129 223H130V222H129ZM150 223H151V222H150ZM155 223H156V222H155ZM190 223H191V222H190ZM241 223H242V222H241ZM8 224H9V223H8ZM30 224H31V223H30ZM78 224H80V223H78ZM88 224H89V223H88ZM126 224H127V223H126ZM135 224H136V223H135ZM137 224H138V223H137ZM145 224H146V223H145ZM157 224H159V223H157ZM172 224H174V223H172ZM176 224H177V223H176ZM187 224H188V223H187ZM231 224H232V223H231ZM107 225H108V224H107ZM143 225H144V224H143ZM0 226H1V225H0ZM61 226H62V224H61ZM67 226H68V225H67ZM91 226H92V225H91ZM105 226H106V225H105ZM111 226H112V225H111ZM162 226H163V225H162ZM175 226H176V225H174V227H175ZM177 226H178V225H177ZM180 226H181V225H180ZM64 227H65V226H64ZM128 227H129V226H128ZM140 227H141V226H140ZM152 227H153V226H152ZM258 227H259V226H258ZM65 228H66V227H65ZM88 228H89V227H88ZM150 228H151V227H150ZM169 228L171 229V227H169ZM181 228H183V227H181ZM181 228H180V229H181ZM235 228H236V227H235ZM6 229H7V228H6ZM14 229H15V228H14ZM57 229H58V228H57ZM59 229H60V227H59ZM90 229H91V228H90ZM107 229H108V227H107ZM152 229H153V228H151V230H152ZM157 229H158V228H157ZM116 230H117V229H115V231H116ZM126 230H127V229H126ZM130 230H131V229H130ZM132 230H133V229H132ZM136 230H137V229H136ZM146 230H147V229H146ZM149 230H150V229H149ZM159 230H160V229H159ZM166 230H167V229H165V231H163V232H166ZM18 231H19V230H18ZM111 231H112V230H111ZM138 231H139V230H138ZM156 231H157V230H156ZM156 231H155V232H156ZM59 232H60V231H59ZM76 232H77V231H76ZM78 232H79V231H78ZM109 232H110V230H109ZM120 232H121V231H120ZM126 232H127V231H126ZM143 232H144V231H143ZM145 232H146V231H145ZM148 232H149V231H148ZM148 232H147V234H148ZM182 232H184V231H182ZM243 232H244V230H243ZM70 233H72V232H70ZM82 233H83V232H82ZM158 233H160V232H158ZM173 233H174V232H173ZM225 233H226V232H225ZM241 233H242V232H241ZM263 233H264V232H263ZM115 234H116V233H115ZM143 234H144V233H143ZM151 234H152V233H151ZM186 234H187V233H185V237H187ZM198 234H199V233H198ZM239 234H240V233H239ZM10 235H11V234H10ZM99 235H101V233H100ZM138 235H139V234H138ZM138 235H137V237H138ZM165 235H166V234H165ZM167 235H168V234H167ZM182 235H183V234H182ZM200 235H201V234H200ZM232 235H233V234H232ZM0 236H1V235H0ZM31 236H32V235H31ZM35 236H36V235H35ZM150 236H151V235H150ZM171 236H172V235H171ZM204 236H205V235H204ZM226 236H228V234H227ZM260 236H261V235H260ZM158 237H159V236H158ZM162 237H163V236H162ZM172 237H173V236H172ZM180 237H181V236H180ZM224 237H225V236H224ZM238 237H239V236H237V238H238ZM23 238H25V237H23ZM123 238H125V237H123ZM126 238H128V237H126ZM146 238H147V237H146ZM188 238H189V237H188ZM188 238L186 239V242H187ZM194 238H195V237H194ZM196 238H197V237H196ZM200 238H201V236H200ZM202 238H203V237H202ZM209 238H210V237H209ZM233 238H234V237H233ZM106 239H108V238H106ZM141 239H144V238H141ZM141 239H140V240H141ZM154 239H155V238H154ZM157 239H158V238H156V240H157ZM181 239H182V238H181ZM181 239H179V240L181 241ZM183 239H184V237H183ZM191 239H192V238H191ZM206 239H207V238H206ZM216 239H217V238H216ZM219 239H220V238H219ZM223 239H224V238H223ZM239 239H240V238H239ZM262 239H263V238H262ZM19 240H21V239H19ZM103 240H105V239H103ZM114 240H115V238H114ZM134 240H136V239H134ZM177 240H178V238H177ZM177 240H176V241H177ZM179 240H178V241H179ZM195 240H196V239H195ZM198 240H199V239H198ZM198 240H197V241H198ZM200 240H201V242H202V239H200ZM203 240H204V239H203ZM221 240H222V238H221ZM225 240H226V239H225ZM233 240H234V239H233ZM235 240H236V239H235ZM241 240H242V239H241ZM25 241H26V240H25ZM34 241H35V240H34ZM34 241H33V242H34ZM50 241H51V240H50ZM117 241H118V240H117ZM124 241H125V240H124ZM144 241H146V240H144ZM158 241H159V240H158ZM180 241H179V242H180ZM215 241H216V240H215ZM223 241H224V240H223ZM9 242H11V241H9ZM16 242H17V241H16ZM33 242H32V243H33ZM64 242H65V241H64ZM138 242H139V241H138ZM190 242H191V241H190ZM198 242H199V241H198ZM210 242H211V240H210ZM24 243H25V242H24ZM47 243H48V242H47ZM104 243H105V242H103V244H104ZM128 243H130V242L128 241ZM131 243H132V242H131ZM147 243H148V242H147ZM174 243H175V242H174ZM194 243H195V242H194ZM194 243H193V244H194ZM206 243H208V242H206ZM218 243H219V246H220V242H218ZM25 244H26V243H25ZM43 244H44V243H43ZM43 244H42V245H43ZM89 244H90V243H89ZM145 244H146V243H145ZM150 244H151V243H150ZM175 244H176V243H175ZM175 244H172V245H175ZM183 244H184V242H183ZM185 244H187V243H185ZM234 244H235V243H234ZM237 244H238V243H237ZM4 245H5V244H4ZM7 245H8V244H7ZM12 245H13V244H12ZM142 245H143V244H142ZM148 245H149V244H148ZM148 245H147V247H148ZM158 245H159V244H158ZM194 245H195V244H194ZM212 245H213V244H211V246H212ZM215 245H216V244H215ZM215 245H213V246H215ZM224 245H225V244H224ZM229 245H230V244H229ZM37 246H38V245H37ZM44 246H45V244H44ZM57 246H58V245H57ZM76 246H77V245H76ZM111 246H112V245H111ZM121 246H122V245H121ZM137 246H138V245H137ZM153 246H154V245H153ZM195 246H196V245H195ZM197 246H198V244H197ZM231 246H232V245H231ZM30 247H31V246H30ZM30 247H28V248H30ZM40 247H41V246H40ZM42 247H43V246H42ZM107 247H108V246H107ZM144 247H145V246H144ZM144 247H143V248H144ZM163 247H164V246H163ZM185 247H187V246H185ZM192 247H194V246H192ZM207 247H208V246H207ZM209 247H210V246H209ZM217 247H218V245H217ZM261 247H262V245H261ZM44 248H45V247H44ZM51 248H52V247H51ZM51 248H50V251H51ZM153 248H154V247H153ZM153 248H152V249H153ZM157 248H158V247H157ZM161 248H162V247H161ZM168 248H169V247H168ZM174 248H175V247H174ZM174 248H173V250H174ZM214 248H216V247H214ZM232 248H233V247H232ZM257 248H259V247H257ZM30 249H31V248H30ZM42 249H43V248H42ZM91 249H93V247H92ZM99 249H100V248H99ZM104 249H105V248H104ZM128 249H129V248H128ZM152 249H151V250H152ZM158 249H159V248H158ZM185 249H187V248H185ZM185 249H184V250H185ZM194 249H195V248H194ZM199 249H200V248H199ZM209 249H210V248H209ZM212 249H213V248H212ZM219 249H220V248H219ZM233 249H234V248H233ZM253 249H254V248H253ZM1 250H2V249H1ZM17 250H18V249H17ZM32 250H33V249H32ZM32 250H31V251H32ZM40 250H41V248H40ZM109 250H111V249H108V251H109ZM121 250H122V249H121ZM132 250H133V249H132ZM143 250H144V249H143ZM148 250H149V249H148ZM148 250H147V251H148ZM159 250H160V249H159ZM159 250H158V251H159ZM176 250H178V249H176ZM190 250H191V249H190ZM224 250H225V249H224ZM250 250H251V249H250ZM14 251H15V250H14ZM19 251H20V250H19ZM52 251H53V250H52ZM98 251H99V250H98ZM123 251H124V250H123ZM125 251H127V250H125ZM141 251H142V250H141ZM152 251H154V250H152ZM152 251H151V252H152ZM160 251H162V250H160ZM163 251H164V250H163ZM168 251H169V250H168ZM191 251L194 252V250H191ZM191 251H190V252H191ZM198 251H200V250H198ZM201 251H203V250L201 249ZM201 251H200V252H201ZM204 251H205V250H204ZM218 251H219V250H217V253H218ZM220 251H221V250H220ZM236 251H237V250H236ZM259 251H261V250H259ZM40 252H41V251H40ZM77 252H78V251H77ZM82 252H83V251H82ZM117 252H118V250H117ZM148 252H150V251H148ZM154 252H156V250H155ZM164 252H165V251H164ZM207 252H208V250H207ZM207 252H205V253H207ZM230 252H231V251H230ZM1 253H2V252H1ZM1 253H0V254H1ZM4 253H5V252H4ZM32 253H34V251H33ZM36 253H37V252H36ZM42 253H44V252H42ZM45 253H47V250L45 251ZM50 253H51V252H50ZM73 253H74V252H73ZM102 253H103V252H102ZM124 253H125V252H124ZM137 253H138V252H137ZM178 253H182V252H178ZM184 253H185V252H184ZM196 253H197V252H196ZM198 253H199V252H198ZM208 253H209V252H208ZM221 253H222V251H221ZM225 253H226V252H225ZM225 253H224V255H225ZM236 253H237V252H236ZM238 253H239V252H238ZM238 253H237V254H238ZM14 254H15V253H14ZM17 254H18V253H17ZM17 254H16V255H17ZM100 254H101V252H100ZM113 254L116 255L115 253H113ZM141 254H142V253H141ZM144 254H145V253H144ZM160 254H161V253H160ZM199 254H200V253H199ZM209 254H210V253H209ZM215 254H216V253H215ZM227 254H228V253H227ZM232 254H233V252H232ZM7 255H8V253H7ZM11 255H13V254H11ZM73 255H74V254H73ZM88 255H89V254H88ZM127 255H128V254H127ZM138 255H139V254H138ZM166 255H167V254H166ZM169 255H170V254H169ZM179 255H180V254H179ZM182 255H183V254H182ZM206 255H207V254H205V256H206ZM213 255H214V254H213ZM219 255H220V254H219ZM2 256H3V255H2ZM35 256H37V255H35ZM55 256H56V255H55ZM69 256H70V255H69ZM119 256H120V255H119ZM135 256H136V255H135ZM150 256H151V255H150ZM156 256H157V255H156ZM207 256H210V255H207ZM211 256H212V255H211ZM225 256H226V255H225ZM0 257H1V256H0ZM17 257H18V256H17ZM30 257H31V256H30ZM37 257H38V256H37ZM117 257H118V255H117ZM129 257H130V255H129ZM139 257H140V255H139ZM139 257H138V258H139ZM157 257H158V256H157ZM166 257H167V256H166ZM173 257H174V256H173ZM175 257L177 258V256H175ZM175 257H174V258H175ZM198 257H199V256H198ZM198 257H196V258H198ZM231 257H232V256H231ZM68 258H69V257H68ZM93 258H94V256H93ZM112 258H113V257H112ZM114 258H115V257H114ZM138 258H137V259H138ZM151 258H152V256H151ZM169 258H170V257H169ZM174 258H173V259H174ZM187 258H188V257H187ZM260 258H261V257H260ZM128 259H129V258H128ZM133 259H134V257H133ZM146 259H147V258H146ZM146 259H145V260H146ZM149 259H150V258H149ZM178 259H179V258H178ZM208 259H209V258H208ZM212 259H213V257H212ZM215 259H216V257H215ZM230 259H231V258H230ZM261 259H262V258H261ZM5 260H6V259H5ZM36 260H37V259H36ZM59 260H60V259H59ZM98 260H99V259H97L96 262H97ZM135 260H136V259H135ZM142 260H143V259L141 258V263L143 262ZM145 260H144V261H145ZM153 260H154V259H153ZM167 260H168V259H167ZM167 260H166V261H167ZM174 260H175V259H174ZM180 260H181V259H180ZM188 260H189V258H188ZM195 260H196V259H195ZM199 260H200V259H199ZM205 260H207V259H205ZM22 261H23V260H22ZM52 261H53V260H52ZM94 261H95V260H94ZM132 261H133V260H132ZM175 261H176V260H175ZM181 261H182V260H181ZM209 261H210V260H209ZM260 261H261V260H260ZM92 262H93V261H92ZM96 262H95V263H96ZM119 262H121V261H119ZM171 262H172V261H171ZM178 262H179V261H178ZM178 262H177V263H178ZM214 262H216V261H214ZM32 263H33V262H32ZM43 263H44V262H43ZM50 263H51V262H50ZM50 263H48V264H50ZM52 263H53V262H52ZM115 263H116V261H115ZM115 263H114V264H115ZM156 263H157V262H156ZM159 263H160V262H159ZM222 263H223V262H222ZM1 264H2V263H1ZM4 264H5V263H4ZM24 264H25V262H24ZM38 264H39V263H38ZM67 264H68V263H67ZM99 264H100V263H99ZM123 264H124V263H123ZM144 264H145V263H144ZM147 264H148V263H147ZM170 264H171V263H170Z\"/></svg>",
    "mask_w": 264,
    "mask_h": 264
}]
</instances>
